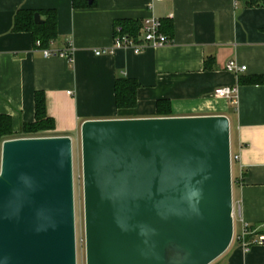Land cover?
I'll use <instances>...</instances> for the list:
<instances>
[{
    "label": "water",
    "instance_id": "1",
    "mask_svg": "<svg viewBox=\"0 0 264 264\" xmlns=\"http://www.w3.org/2000/svg\"><path fill=\"white\" fill-rule=\"evenodd\" d=\"M80 132L84 264H211L230 247L227 116L87 119ZM72 152L66 135L1 143L0 264H76Z\"/></svg>",
    "mask_w": 264,
    "mask_h": 264
},
{
    "label": "crops",
    "instance_id": "2",
    "mask_svg": "<svg viewBox=\"0 0 264 264\" xmlns=\"http://www.w3.org/2000/svg\"><path fill=\"white\" fill-rule=\"evenodd\" d=\"M256 0H0V114L12 120L13 132L34 119V94L45 96L46 114L54 121L50 136L80 141L87 119L165 116L157 100L169 102L172 116L222 114L233 128L236 175L233 186L239 234L217 259L219 264H264V242L243 246L238 240L246 226L247 241L264 235V83L245 81L264 75V5ZM54 9L57 37L51 49L72 45L65 56L44 57L30 32L12 31L19 9ZM157 17L171 22L163 31L169 45L141 52L114 49L115 19L141 21ZM229 61L245 65L228 72ZM205 64L207 67H205ZM139 83L136 105L118 109L116 77ZM244 80V82H243ZM241 81V83H240ZM236 86V103L214 97L216 88Z\"/></svg>",
    "mask_w": 264,
    "mask_h": 264
},
{
    "label": "trees",
    "instance_id": "3",
    "mask_svg": "<svg viewBox=\"0 0 264 264\" xmlns=\"http://www.w3.org/2000/svg\"><path fill=\"white\" fill-rule=\"evenodd\" d=\"M262 3L264 0H256L254 3ZM39 13L43 19L42 23H35L33 15ZM12 31L15 32H30L33 39V45L36 49H51V43L57 37L56 25L57 16L55 10H30V9H19L13 16ZM139 20L134 19H115L113 21L114 36L115 35H128L133 39H137L140 32ZM162 31L167 29L168 33L172 31L171 22H161ZM164 32V31H163ZM165 33V32H164ZM166 34V33H165ZM167 35V34H166ZM168 36V35H167ZM39 42L38 46L36 43ZM53 50V49H51ZM205 67L207 65L205 64ZM253 83H264V75L252 76L245 80ZM244 82V80H243ZM241 83V81H240ZM114 102L118 109L133 108L136 105V92L139 88V83L129 77H116L114 81ZM157 112L159 115L169 116L168 111H161V106L168 108L169 102L164 100H157ZM34 121L26 122L23 124L18 132H13L12 120L8 115L0 114V145L4 140L20 137H41L50 136L46 134L47 131L54 129V121L46 114L45 96L43 91L39 90L34 94ZM211 264H219L217 261Z\"/></svg>",
    "mask_w": 264,
    "mask_h": 264
},
{
    "label": "built area",
    "instance_id": "4",
    "mask_svg": "<svg viewBox=\"0 0 264 264\" xmlns=\"http://www.w3.org/2000/svg\"><path fill=\"white\" fill-rule=\"evenodd\" d=\"M161 20L157 17H146L141 20L140 23V32L137 37V39H133L132 37L128 35H115L113 37V42L111 48L108 49H99L95 52V55L97 54H112L114 49H126L130 48L134 52H141V50L148 48V47H158V46H164L169 45L171 39L162 31L161 27ZM39 42L36 43L38 46ZM40 49V48H38ZM44 57H49L53 55H61L65 56L68 60L72 61L71 55H72V45L69 43L67 44V47L65 49L57 50V49H49L44 48L40 49ZM225 69L229 72L233 73H239L243 72L245 70V65H238L237 63L229 61V63L226 64ZM236 92L237 87L236 86H224L216 88L214 91V97L217 98H223V99H229L233 103H236ZM231 162L233 160H238V156L236 154H230ZM234 212V211H233ZM243 231L239 235V241L243 246L249 247L252 243H263L264 242V235L258 236V238L255 240H249L247 241L244 239L246 233L248 230H246V226L244 225Z\"/></svg>",
    "mask_w": 264,
    "mask_h": 264
},
{
    "label": "rangeland",
    "instance_id": "5",
    "mask_svg": "<svg viewBox=\"0 0 264 264\" xmlns=\"http://www.w3.org/2000/svg\"><path fill=\"white\" fill-rule=\"evenodd\" d=\"M48 134V133H46ZM230 142H231V154L234 152V142H233V128L230 127ZM72 162H73V191H74V220H75V235H76V264L85 263V249H84V220H83V191H82V176H81V147L80 141L72 143ZM232 172V186L234 181V176L236 175V161L233 160L231 163ZM234 189L232 190V199L234 197ZM235 210V205H233V211ZM234 236L239 234L238 223L234 216L233 221ZM233 236V237H234ZM233 241V240H232ZM217 261V259H216ZM215 262V261H214Z\"/></svg>",
    "mask_w": 264,
    "mask_h": 264
}]
</instances>
